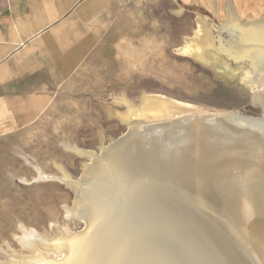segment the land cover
Instances as JSON below:
<instances>
[{
  "label": "bare ground",
  "instance_id": "obj_1",
  "mask_svg": "<svg viewBox=\"0 0 264 264\" xmlns=\"http://www.w3.org/2000/svg\"><path fill=\"white\" fill-rule=\"evenodd\" d=\"M198 16L199 33L183 51L215 70L228 61L237 65L235 70L246 66L250 74L242 81L264 84V13L259 19L242 20L230 4L220 25L210 24L206 14ZM219 31L228 32L232 40ZM115 101L126 106L120 119L128 132L103 143L99 151L66 145L88 160L79 178L55 162L76 192L66 212L83 221L85 229L72 235L60 230L54 239L28 231L20 240L31 253L25 262L264 264V86L254 97L262 109L260 117L202 111L161 95L143 94L137 105L125 95ZM137 119L156 123L141 126ZM160 179L181 194L188 212L208 229L219 246L217 254L152 202ZM144 186L149 188L145 191ZM39 246L61 258H45ZM23 260L13 250L6 264Z\"/></svg>",
  "mask_w": 264,
  "mask_h": 264
},
{
  "label": "rangeland",
  "instance_id": "obj_2",
  "mask_svg": "<svg viewBox=\"0 0 264 264\" xmlns=\"http://www.w3.org/2000/svg\"><path fill=\"white\" fill-rule=\"evenodd\" d=\"M190 1L185 0V7H179L177 1L173 7H158L156 15L152 10L148 16L152 17L151 25L143 22L141 36L136 39L142 43L141 53H131V49L125 48L126 54H111L99 65L101 68L96 73L110 84L102 95L70 96L72 101L57 104V111L27 133L0 139V264L12 258L13 250L24 259L21 263L27 264L25 260L31 253L21 247L20 240L28 231L37 237L54 239L60 230L72 235L85 229L83 221L66 212L67 206H73L76 192L55 162L72 177L79 178L88 160L66 145L99 151L103 143L108 144L128 132V125L120 119L126 106L115 101V97L122 99L125 95L137 105L143 94L161 95L202 111H241L249 116H261L262 109L254 97L264 84L260 81L256 86L246 85L242 81L243 75L250 74L246 66L235 70L237 65L228 61L226 66L215 70L183 51L199 33L198 12L206 14L210 24L220 25L227 18L229 0L218 6L217 14L212 12L207 0L201 2L203 6H193ZM232 2L242 20L259 19L264 13V0ZM181 8L183 11L177 13ZM220 33L232 40L228 32ZM137 120L141 126L156 123ZM158 170L153 172L157 174ZM164 181L157 185L150 198L152 202L186 226L191 236L197 238V235L206 249L211 248L217 254L219 246L208 229L189 213L181 194ZM39 249L45 258H61V254L41 246Z\"/></svg>",
  "mask_w": 264,
  "mask_h": 264
},
{
  "label": "crops",
  "instance_id": "obj_3",
  "mask_svg": "<svg viewBox=\"0 0 264 264\" xmlns=\"http://www.w3.org/2000/svg\"><path fill=\"white\" fill-rule=\"evenodd\" d=\"M175 1L187 6L185 0H0V139L27 133L70 96L102 95L110 84L96 73L99 65L125 48L141 53L143 22L151 25L152 10L156 15ZM213 1L218 12L224 0Z\"/></svg>",
  "mask_w": 264,
  "mask_h": 264
},
{
  "label": "water",
  "instance_id": "obj_4",
  "mask_svg": "<svg viewBox=\"0 0 264 264\" xmlns=\"http://www.w3.org/2000/svg\"><path fill=\"white\" fill-rule=\"evenodd\" d=\"M233 242V241H232ZM230 245V244H229ZM230 248L233 249L232 245H230Z\"/></svg>",
  "mask_w": 264,
  "mask_h": 264
}]
</instances>
